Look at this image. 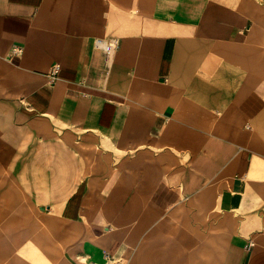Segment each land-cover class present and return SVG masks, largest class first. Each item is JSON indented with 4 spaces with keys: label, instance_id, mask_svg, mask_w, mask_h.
Here are the masks:
<instances>
[{
    "label": "crops",
    "instance_id": "obj_1",
    "mask_svg": "<svg viewBox=\"0 0 264 264\" xmlns=\"http://www.w3.org/2000/svg\"><path fill=\"white\" fill-rule=\"evenodd\" d=\"M50 214L25 264H264V0H0V263Z\"/></svg>",
    "mask_w": 264,
    "mask_h": 264
},
{
    "label": "rangeland",
    "instance_id": "obj_2",
    "mask_svg": "<svg viewBox=\"0 0 264 264\" xmlns=\"http://www.w3.org/2000/svg\"><path fill=\"white\" fill-rule=\"evenodd\" d=\"M35 213H39L36 208ZM47 216L48 220L36 221L35 219L33 225L18 224L17 226H13V228H16L17 234H11L13 237L12 241H1L2 246L5 247L4 250L1 249L3 250L1 251V255L4 254V258H6L3 264H6V260H8L9 264L10 261L11 264H25L27 257L30 255H33L36 259L38 255L37 251L41 248V236L49 237L46 246L51 248V250L60 245L57 240V234L60 228L62 229L61 223L59 224L54 214Z\"/></svg>",
    "mask_w": 264,
    "mask_h": 264
},
{
    "label": "built area",
    "instance_id": "obj_3",
    "mask_svg": "<svg viewBox=\"0 0 264 264\" xmlns=\"http://www.w3.org/2000/svg\"><path fill=\"white\" fill-rule=\"evenodd\" d=\"M118 46H119V42L117 40H111V41L105 42L104 43V51L106 52V54L111 55L115 52V50L118 48ZM13 52H14V54L18 55L22 52V48L17 46L13 49ZM57 70H58V66H56L54 68L53 73H56ZM252 247H253V244L250 243L248 248L250 249ZM94 264H119V263H117L116 261H113L112 258H106L104 263H94Z\"/></svg>",
    "mask_w": 264,
    "mask_h": 264
}]
</instances>
